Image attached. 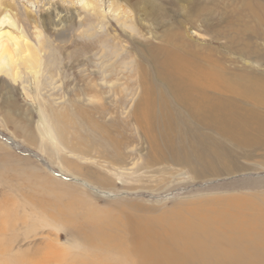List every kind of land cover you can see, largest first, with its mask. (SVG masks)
<instances>
[{
    "label": "rangeland",
    "instance_id": "1",
    "mask_svg": "<svg viewBox=\"0 0 264 264\" xmlns=\"http://www.w3.org/2000/svg\"><path fill=\"white\" fill-rule=\"evenodd\" d=\"M23 2L34 22L36 6ZM131 3L136 7L127 22L110 11L107 1L103 23L86 12L84 28L96 33L85 35L79 28L71 47L48 45L35 80L15 82L0 74V264H115L121 257L117 251L92 247L84 239L98 233L91 226L96 223L104 224L97 242L100 237L124 242L128 221L147 237L161 232L158 238L171 237L172 225L203 224L201 232L186 236L189 244L195 242V251L183 258L187 264H203L205 258L206 264H264V141L249 136L234 141L211 125H194L184 110L174 112L184 123H176L166 141L160 108L147 114L145 106L147 90L167 89L161 48L189 50L193 60L209 56L228 76L264 78V0ZM113 50L121 53L115 57ZM42 106L55 143L40 125ZM95 211L98 217L91 215ZM48 245L71 256L56 263L44 252ZM235 247L236 252L230 250Z\"/></svg>",
    "mask_w": 264,
    "mask_h": 264
},
{
    "label": "bare ground",
    "instance_id": "2",
    "mask_svg": "<svg viewBox=\"0 0 264 264\" xmlns=\"http://www.w3.org/2000/svg\"><path fill=\"white\" fill-rule=\"evenodd\" d=\"M26 1L29 3H32L33 5L36 6V10H35L36 13H35V15L32 16L33 19L35 20L34 22H31L30 15L27 11L28 8H27L26 4L23 2V0H0V74L5 73L8 75H11L15 82L18 80H20V81L23 80L22 82H26V83L27 82L29 83V80L32 78H34V80H35V76L38 73H40L39 69L42 67V64H41L42 58H43L42 55L47 53L48 48L50 47V45H52L53 42L54 43L57 42L58 45H60L62 47H64V46L65 47H71L73 36L75 33H78L76 31L77 29L81 28V30L79 32L80 33L81 32L86 33L85 35H89V34L94 35L96 33V29H94V28H92V29H94L93 31L88 29V27L84 28V26H85L84 22L86 21L85 20L86 12L93 14V17L97 18V20L99 21L98 24L100 22L103 23V20L107 17L106 16V10H104L103 6L106 5L105 3L107 1V2H109V8L111 9V10L110 9L109 10L111 12H118L117 18L120 21L122 20L123 22H127V20L129 21V19L132 18L133 14L131 15V13L135 10V7H136V5H135V7L133 8L134 5H132V3H131L132 0H80V1L79 0H26ZM79 2H80V4H78ZM151 5H154V4H151ZM142 9H143V6H142ZM33 13L34 12H32V14ZM89 22H90V20H89ZM132 23H130V24H132ZM95 24L91 23V26L94 27ZM127 25H129V24L127 23ZM87 26H89L91 28L90 25H87ZM131 28H132V26H131ZM68 36H70V38ZM75 36H77V35H75ZM106 38L108 39L107 36H106ZM101 39H103V38H101ZM107 39H105V40H107ZM106 43H108V42L106 41ZM102 44H103V42H102ZM48 45H49V47L47 48ZM108 45L110 46V44H108ZM52 46H54V45H52ZM104 46H103V50L105 51L108 48H106ZM116 47H117V43H116ZM159 48H161V47H159ZM182 48L184 49V48H186V46L184 45V47H182ZM177 49L176 48H175V50L174 49L163 50V48L159 49V50H162L160 53L163 54V57H164L163 63L166 64V66H167L166 69L168 70L165 73V75L167 74L166 75L167 79H166V83H165V85L167 87L166 91H164V89H163V92H161L160 94H157L155 92H149L147 90V105H145V106H147L146 107L147 108V114L148 113L150 114L152 111H154V108L156 106H158L160 108V110L162 112V116H161V120H160V118H159V120L162 123V130H163V131H161V134H162L161 136L164 137V140L169 139L170 135H172V133H174L175 127L177 125L176 123H180L181 120H182V123H184L182 118H180V119L178 118L179 120H177V118H175V115H174V112L177 113V112H180L181 110H184V113L185 112L188 113L189 118L192 120L194 125H197V124L202 125L201 123L211 125L213 128H215V130H217L218 132H221L223 135L227 134V136H230L231 138H233L234 141H235V139L238 140L239 138H246L248 136L250 137L249 138L250 140L251 139L256 140L255 142H257V140L264 141V78L262 76L250 77L249 76L250 74L247 75L246 73H239V74L238 73H230V76H228L225 67H222L221 64L219 62H217L215 59H213L209 56H205V57L201 56V58L198 59V57H199L198 56L196 59L193 60L192 58L189 57V55L192 54V53H190L189 50L188 51L182 50L180 53L179 51L181 49H179V51ZM99 50H97V52H99ZM114 50L111 52H114L115 57H117V54L119 51L117 50L118 51L117 52ZM119 50H120V48H119ZM168 50H169V53H168ZM104 51H101V53L103 52L102 56H104ZM108 52H110V51L108 50ZM193 52H195V51H193ZM119 53H121V52H119ZM110 54H112V53H110ZM193 54H196V53H193ZM112 57H113V55H112ZM93 59H95V58H93ZM90 61H92V60H90ZM124 62H125V60H124ZM129 62H131V61H129ZM92 63H93V61H92ZM95 63H96V61H95ZM125 63L124 64L121 63V64L124 65V67H125L128 64V62H127V64H125ZM131 64H128L129 67L131 66ZM93 65H95V64L93 63ZM120 66L121 65H119L118 67H120ZM120 68L122 69V67H120ZM131 69L133 70V67ZM40 70H42V69H40ZM107 71H109V70H107ZM129 71H131V70H129ZM121 72H123V71H121ZM112 74H114V73H112ZM122 75L124 78V73ZM107 76H109V75H107ZM107 76H106L105 80L108 79ZM36 77H38V76H36ZM126 77H130V76H126ZM52 78H53V76H52ZM52 78H50V79L52 80ZM36 79H38V78H36ZM54 79H56V78L54 77L53 80ZM95 79H97V78H95ZM89 82H92V81H89ZM112 82H113V80H112ZM94 83L96 84V81H94ZM94 83L92 84L93 86H94ZM108 83H109V81H108ZM119 83H121V82H119ZM111 84H113V83H111ZM123 84H125V83H123ZM123 84H122V86H123ZM24 85H26V84L24 83ZM96 85H99L98 82ZM96 85H95V87H97ZM117 85H118V83H117ZM93 86H92V88H95ZM111 86L112 85H110V88H111ZM124 86H126V85H124ZM87 87H90V86H87ZM87 89H89V88H87ZM97 89H98V87H97ZM112 89H113V87H112ZM114 90H112V91H114ZM95 93H97V90L95 91ZM115 93L117 94L118 92H116V90H115ZM103 94H104V91H103ZM94 95H93V98H94ZM101 95L102 94H100V96ZM121 96L122 95L120 94V97ZM95 98H97V97H95ZM113 98H114V96H113ZM109 101L112 102L111 100H109ZM91 102H93V100ZM99 103H101V101H99ZM103 103L104 102H102V105H103ZM87 104H88V102H87ZM139 104H141V103L139 102ZM42 108H43V106L40 107V109H41L44 117L40 116V125L43 124L44 125L43 128L46 127V129H44V130H46V132L45 131L44 132H45L46 136L51 141H53L54 139L56 140V137L54 136V133H53V130L51 127L53 124L48 122L47 118H49V117H47L48 115L47 116L45 115L46 112L44 114L45 110L43 111ZM134 108H136V107H134ZM44 109H46V108L44 107ZM175 109L177 111H175ZM189 123H191V122L189 121ZM194 137H195V135H194ZM209 138H210V136H209ZM217 139H218V137H217ZM193 140H194V138H193ZM199 140H201V139H199ZM250 140H248V141H250ZM51 141H50V143H51ZM168 141H170V140H168ZM208 141H209V139H208ZM250 142H248V143H250ZM53 143H55V142L53 141ZM222 143H223V141H222ZM213 153H214V151H213ZM207 157H209V156H207ZM66 161H69V160H66ZM68 163H67V165H68ZM224 166H226V165H224ZM58 208L61 209L60 207H58ZM62 210H65V208ZM62 212H64V211H62ZM92 213L93 214H91V215H97V217L99 216L97 214L99 212H97V211L92 212ZM94 213H96V214H94ZM227 217L229 218V216H227ZM59 218H60V216H59ZM223 218H224V216H223ZM55 219H57V218H55ZM66 219H67V217H66ZM71 219H72V217H69L67 221H69ZM213 219H215V218H213ZM225 222H227V221H224L223 223H225ZM228 222L230 223V221H228ZM210 223L207 224V226L208 225L210 226ZM103 225L102 224L101 225L96 224V223H94V225H91L94 232L97 231L98 233H94L93 236L87 237V239H84V241L87 244L88 243L92 244V247H93V244H98V246L102 249H105V250L106 249H109V250L112 249L114 251H117V253L119 255H121V257L115 264H187L184 262V259H188L190 257V256L186 255L187 253H191V252L195 251V249H194V247H195L194 243L195 242L192 244H189V242L191 243L192 240L189 241L188 240L189 238L187 239L186 236L189 237V235H191L193 233L201 232L200 229L203 228V226H204L203 224H202V227L197 225L198 227L196 228L195 225L191 226L188 223L187 224L184 223L182 225H177V226L172 225V226H169L170 230H171V231H169L170 234H169V232L166 231L168 233V236H171V237L167 238V235H166V237H159L158 238V235L161 232L158 235L156 234L157 237L153 234H152L153 237H151V235H149L150 233L148 234V237H147L146 233H148V232H146V233H144V231L143 232H141V231L137 232L136 228H135L137 226H134V224L131 223V221H128L125 224V229L127 231L128 237H124V240L121 238V240L124 242L116 241L115 239L117 237H113L112 240H110L112 237H108L106 241L103 239V237H100V241L97 242V239H99L98 237L103 235V228H104ZM206 227H205V229H206ZM198 228H199V231L196 230ZM207 228H209V227H207ZM211 229L212 228H210V230ZM208 230H206V231L208 232ZM210 230H209V233H210ZM5 231H6V228H2V232H5ZM86 231H84V232L86 233ZM162 232H163V229H162ZM87 233H86V235H87ZM204 233H206V232L204 231ZM211 234H213V232H211ZM160 236H161V234H160ZM206 236H210V234L206 235ZM192 237H193V235H192ZM198 237H200V236L198 235ZM215 238H218V237H214V239ZM198 239H200V238H198ZM201 241L203 242V240H201ZM204 242L203 243L206 245V241H204ZM207 243H209V242H207ZM219 243H221V241H219ZM214 244H215V242H214ZM219 245H222V244H219ZM225 245H226V243H225ZM227 245H229V244H227ZM200 246H201V244L199 243L197 253H198V251L202 250V247H200ZM202 246H204V245H202ZM230 246H232V245H229V247ZM199 247H200V250H199ZM204 247H206V246H204ZM216 247H218V246H216ZM226 249H227V247H226ZM234 249H236V247L233 249H230V250H234ZM84 250H86V249H84ZM208 250H209V252H211L210 249H207V252H208ZM220 250H218V251L221 253ZM215 251L213 250L212 254H215L214 253ZM44 252L46 254H49L50 257H48V258L53 259L54 261H56V263L57 262H59V263L63 262V261H65L66 258H69L71 256V254H70V256H68V253L65 254L64 252L59 250L58 247L55 245L46 246L44 249ZM201 252H203V251H201ZM233 252H236V251L234 250ZM237 252H239V251H237ZM90 254H92V253H90ZM231 254L232 253L230 252L229 255H231ZM194 255H197V254H194ZM185 256H188V258H184ZM200 256H201V254H200ZM38 257H40V256H38ZM129 257H131V259H129ZM195 257L196 256H194L193 259H195ZM234 257H235V255H234ZM87 258H88L87 256L84 257V260H87ZM201 258H203V256ZM213 258H215V256ZM220 258H221V256H220ZM229 258H231V256ZM232 258H233V256H232ZM205 259H203L204 263H205ZM211 259H212V256H211ZM243 259H245V258L243 257ZM199 260H201V259H199ZM216 260H218V259H216ZM227 260H225V261H227ZM196 261H198V260H196ZM206 261H208V260H206ZM233 262H235V260H233ZM236 262H238V261H236ZM93 263H91V264H93ZM188 263L190 264V261H188ZM211 263L214 264V261H212ZM65 264H67V263H65ZM77 264H78V261H77ZM94 264H98V262H96Z\"/></svg>",
    "mask_w": 264,
    "mask_h": 264
}]
</instances>
